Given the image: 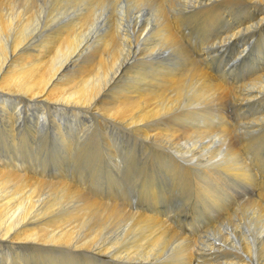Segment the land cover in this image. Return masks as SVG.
I'll return each mask as SVG.
<instances>
[{
  "label": "bare ground",
  "instance_id": "obj_1",
  "mask_svg": "<svg viewBox=\"0 0 264 264\" xmlns=\"http://www.w3.org/2000/svg\"><path fill=\"white\" fill-rule=\"evenodd\" d=\"M252 140L264 0H0V264H264V176L246 201L226 188L254 183ZM139 148L192 184L190 232L120 157Z\"/></svg>",
  "mask_w": 264,
  "mask_h": 264
},
{
  "label": "rangeland",
  "instance_id": "obj_2",
  "mask_svg": "<svg viewBox=\"0 0 264 264\" xmlns=\"http://www.w3.org/2000/svg\"><path fill=\"white\" fill-rule=\"evenodd\" d=\"M194 31H193V35L192 36H194L195 38H196V40L195 41H197V39H198V37L200 36V33H199V31L198 30H196V29H193ZM194 32H196V33H194ZM198 32V33H197ZM224 33H226V32H224ZM223 33V36H225L226 34H224ZM214 34H216L217 35V32H215ZM214 34H212V36H210L211 38H215V37H217L218 38V36H216V35H214ZM209 37V38H210ZM199 38H201V36L199 37ZM216 39V38H215ZM189 40H187L186 42L187 43H185L186 45H187V47H188V51H190L191 53H193L194 54V51H193V46H194V43L193 42H191V41H189ZM193 43V44H192ZM216 43H217V41L215 42V43H213L214 45H216ZM192 49V50H191ZM248 59V60H247ZM249 59H251V61H252V59H253V56H251L250 55V53L249 54H247L246 56H245V59H244V61H245V63L247 62V61H249ZM215 60H213L212 62H214ZM250 61V62H251ZM171 63H174V64H176V63H178V61L177 60H175V59H171V61H170ZM215 64L217 63V62H214ZM214 63H213V65H214ZM184 64V63H183ZM242 65H244V64H242ZM226 113L228 114V116L231 118V119H235L234 118V109L233 108H231V106L228 104L227 105V108H226ZM234 141V143H236V144H238V143H240V144H238V145H241L243 142H244V140H233ZM253 141V142H252ZM251 142H250V146H248L249 148H248V150L247 151H245V154H244V156L243 157H241V161L240 162H242L241 164H242V166L243 167H247V166H252V167H250L249 166V168H253L252 169V173H253V179H252V182L254 181V183H252L250 186H248V188L250 189L248 192H247V195L245 194V192H244V195H245V197H241V196H239V201H246V200H248L249 198H251V197H255L260 191H261V189H262V185H261V183H260V181H261V179H263V176H264V140H252ZM138 148V147H137ZM119 151V150H118ZM117 151V152H118ZM145 150H141L140 148L136 151V152H134V153H130V152H123L122 154H120V157L121 158H125L126 160H127V158H130V159H134L133 160V162H135V163H138V165L139 164H141V163H145V164H143V166L142 165H139L140 166V168L138 167V168H136V169H134V172L135 171H138V170H140V175H141V177H143V178H154V179H156V181L157 182H159V180H160V182L157 184V182H156V184H157V186H158V189H159V195H160V200H159V205H160V208H162V209H166V207H168V211L170 210V211H175V214H173V216L175 217V221L176 222H178L181 226H182V228H185V229H188V230H186V232H190L192 229H193V225H195V224H199L200 223V221H199V219H197L196 217H195V215L192 213V212H195L196 211V205L198 204V202H197V199H196V197L194 196V195H191V196H193V198L192 197H187V193L185 192V191H187L189 188H192V184H184V188H186V190L185 189H182L181 191H178L177 192V189H178V186L179 185H181V181L180 180H177L176 182H174V183H170L168 180H166V178H164L165 177V175L168 173L167 171H168V168H166V167H161V168H158L157 166H156V162H154V160H152L153 159V156H154V154L156 153H153V155L151 154V156L149 157V153H150V150H149V153L148 154H146L147 152L145 151ZM248 152V153H247ZM125 153V154H124ZM124 154V155H123ZM138 154V155H137ZM143 154V155H142ZM146 154V155H145ZM129 155V156H128ZM137 156V157H136ZM138 157H139V159H138ZM249 157V158H248ZM142 158V159H141ZM122 159V160H123ZM124 159V160H125ZM124 160H123V162H124ZM243 160V161H242ZM259 160V161H258ZM139 161H140V163H139ZM143 161V162H142ZM148 163V164H147ZM155 163V164H154ZM245 163V164H244ZM251 163V164H250ZM79 164H81L79 167H74L75 169H77L76 171H74V174L75 175H77V176H82V177H84L86 180H87V182H90V181H92V179H93V176H92V170H93V168H91L89 165L86 167V165L84 164V163H79ZM84 164V165H83ZM147 164V165H146ZM147 167H146V166ZM154 165V166H153ZM197 165H199L198 166V168H200V167H202V166H204V164L203 163H201V164H197ZM196 165V166H197ZM201 165V166H200ZM257 165V166H256ZM142 166V167H141ZM153 166V167H152ZM194 168H193V171L194 172H196V169H198L196 166H194V165H192ZM215 165H209L208 167H214ZM255 166V167H254ZM47 167L51 170V165H47ZM144 168V169H143ZM145 168H147L146 170H148V171H145ZM154 168V169H153ZM255 168V169H254ZM125 169V168H124ZM123 169V170H124ZM126 170V169H125ZM125 170L123 171L124 173H125ZM156 172V174H154ZM69 173L70 174H73V170H72V173L69 171ZM125 174H128V172H126ZM124 174V175H125ZM152 175H154L153 177H152ZM257 176V177H256ZM256 177V178H255ZM255 178V179H254ZM159 179V180H158ZM164 179H165V181H164ZM236 182V181H235ZM256 182H258V184L256 183ZM121 184V188H125L126 187V191H127V193H130L131 195L133 194L135 197L136 196H141L142 195V193H144L143 192V189H142V192H141V190L140 189H135V187L134 188H129V189H127V187H129L130 186V182H127V181H123L122 183H120ZM174 184V185H173ZM232 183L230 182L229 183V185H231ZM255 184L257 185V186H255ZM176 185V186H175ZM234 185V184H233ZM260 185V186H259ZM164 186V187H163ZM236 187H237V189L240 187V188H242V190H243V188H245L239 181L238 182H236V185H235ZM177 187V188H176ZM161 188V189H160ZM236 189V190H237ZM164 190H166V191H164ZM185 190V191H184ZM163 191V192H162ZM239 192V191H238ZM140 193V194H139ZM161 193V194H160ZM168 194V195H167ZM242 194H243V192H242ZM241 194V195H242ZM167 195V196H166ZM186 197H187V199H186ZM194 199V200H193ZM161 200H162V202H161ZM191 200V201H190ZM164 202V203H163ZM138 205H140V204H138ZM142 205H149L148 203H143ZM162 205V206H161ZM183 207V208H182ZM172 208V209H171ZM178 208V209H177ZM181 208V209H180ZM191 210H190V209ZM177 209V210H176ZM181 210V211H180ZM173 211V212H174ZM179 212V213H177V212ZM185 211V212H184ZM177 213V214H176ZM182 214H183V216H182ZM186 214H187V216H186ZM181 216V217H180ZM185 216V217H184ZM189 216H190V218H189ZM191 217H192V219H191ZM177 218H179V219H177ZM189 219V220H188ZM180 220V221H179ZM190 220H192V222H190ZM195 220V221H194ZM204 221H207V220H204ZM194 222H196V223H194ZM185 223H187V224H185ZM185 225H187V226H185ZM191 230H190V229ZM185 229H184V231H185Z\"/></svg>",
  "mask_w": 264,
  "mask_h": 264
}]
</instances>
